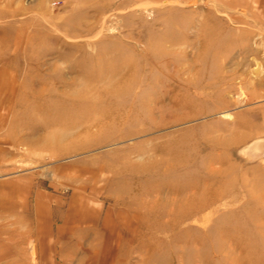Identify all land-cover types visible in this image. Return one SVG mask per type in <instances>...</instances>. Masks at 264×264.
<instances>
[{
  "label": "rangeland",
  "instance_id": "374dc122",
  "mask_svg": "<svg viewBox=\"0 0 264 264\" xmlns=\"http://www.w3.org/2000/svg\"><path fill=\"white\" fill-rule=\"evenodd\" d=\"M0 194V264H264V0H0Z\"/></svg>",
  "mask_w": 264,
  "mask_h": 264
},
{
  "label": "bare ground",
  "instance_id": "6f19581e",
  "mask_svg": "<svg viewBox=\"0 0 264 264\" xmlns=\"http://www.w3.org/2000/svg\"><path fill=\"white\" fill-rule=\"evenodd\" d=\"M260 147H262V144H257V148L261 149Z\"/></svg>",
  "mask_w": 264,
  "mask_h": 264
},
{
  "label": "crops",
  "instance_id": "0c3cea01",
  "mask_svg": "<svg viewBox=\"0 0 264 264\" xmlns=\"http://www.w3.org/2000/svg\"><path fill=\"white\" fill-rule=\"evenodd\" d=\"M2 193V192H1ZM3 194H4V192H3ZM3 194H0L1 195V197L0 198H3ZM19 200H21V199H19ZM23 200V199H22Z\"/></svg>",
  "mask_w": 264,
  "mask_h": 264
}]
</instances>
